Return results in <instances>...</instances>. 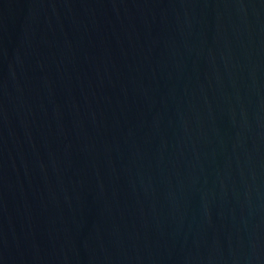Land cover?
<instances>
[{"label": "water", "instance_id": "obj_1", "mask_svg": "<svg viewBox=\"0 0 264 264\" xmlns=\"http://www.w3.org/2000/svg\"><path fill=\"white\" fill-rule=\"evenodd\" d=\"M0 264H264V0H0Z\"/></svg>", "mask_w": 264, "mask_h": 264}]
</instances>
